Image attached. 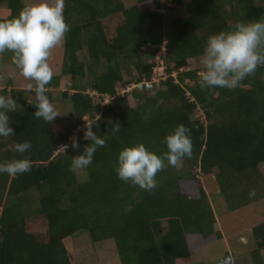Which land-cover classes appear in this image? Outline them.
<instances>
[{"label":"trees","instance_id":"16d2710c","mask_svg":"<svg viewBox=\"0 0 264 264\" xmlns=\"http://www.w3.org/2000/svg\"><path fill=\"white\" fill-rule=\"evenodd\" d=\"M167 2L185 13L166 20L161 10ZM24 4L7 0L0 20ZM64 16L70 31L47 95L52 99L51 88L62 81L71 85L62 95L74 104L73 128L57 136L53 122L34 117L33 92L13 82L0 88V95L17 102L8 113L15 135L0 137V163L32 162L23 174L0 173V264H79L74 237L85 233L93 244L111 241L121 264H196L194 253L223 237L202 177L215 176L226 191L245 171L261 176L264 163V67L233 89H201L199 59L210 35L236 21L264 18V0H65ZM159 55L168 76L155 84ZM149 82L153 88H138ZM109 94L111 102L102 104ZM86 122L107 136V144L79 174L70 171L71 160L91 141L80 130V147L73 149L70 137ZM113 123L121 125L115 136ZM178 124L191 129L192 156L179 168L165 162L154 191L117 177L114 163L125 145L142 141L160 154ZM26 140L32 148L16 152L15 143ZM250 202L233 201L231 208ZM248 237L250 259L236 263L264 264V221Z\"/></svg>","mask_w":264,"mask_h":264},{"label":"clouds","instance_id":"9594fccd","mask_svg":"<svg viewBox=\"0 0 264 264\" xmlns=\"http://www.w3.org/2000/svg\"><path fill=\"white\" fill-rule=\"evenodd\" d=\"M65 0H29L18 14L0 20V56L12 53V59L21 75L29 81L26 91L34 93V117L51 124L60 115L47 95L48 85L54 77L49 63L52 50L60 45L70 31L64 16ZM199 83L201 89H233L264 67V18L230 23L226 30L208 37L199 59ZM173 73H176L174 71ZM175 74V75H176ZM173 75V76H175ZM34 82V83H33ZM17 110V102L0 95V137L15 135L10 127L9 112ZM100 117L97 118L99 120ZM121 125L113 123L109 132L115 136ZM84 139L91 141L84 146L82 154L74 155L70 171L87 168L92 163L98 147H106L107 136L93 131V124L86 122ZM71 147L79 149L75 135L70 137ZM167 150L157 154L142 141L125 145L118 153L114 170L117 177L134 186L152 192L158 187L157 175L167 166L179 168L185 158H191L193 142L191 129L178 124L164 138ZM15 151L23 154L32 148L30 141L17 142ZM69 145H63L65 151ZM27 157L0 163V173L11 176L31 170ZM256 195L249 191V198Z\"/></svg>","mask_w":264,"mask_h":264},{"label":"rangeland","instance_id":"374dc122","mask_svg":"<svg viewBox=\"0 0 264 264\" xmlns=\"http://www.w3.org/2000/svg\"><path fill=\"white\" fill-rule=\"evenodd\" d=\"M24 3L29 0H23ZM185 4L188 0H184ZM130 3H135V0H130ZM7 6V0H0V10ZM170 3L165 4V8L161 10L165 19L182 16L185 11L183 7L170 9ZM63 42L52 50L49 58L54 75L58 74L61 70L63 62ZM10 52H6L0 56V88H9L13 85L18 89H26L29 81L21 75L20 70L13 62ZM80 58H83L80 55ZM157 66L154 70L153 82L160 84L168 76L166 71V63L159 55L157 57ZM89 77L80 79L82 83L89 80ZM34 83V82H33ZM150 83V82H149ZM152 84V82H151ZM65 81L60 83L59 87H53L52 96L50 99L60 115L53 121L55 134L58 136L66 132L68 128L72 129L76 119V111L74 104L70 99L63 98L62 92L69 90ZM133 85L130 86L132 88ZM74 91L71 90V93ZM86 92L95 94L97 91L88 88ZM50 98V97H49ZM108 103L111 102V100ZM88 115L85 116V119ZM86 123L79 124L72 132L76 135L78 131L84 132ZM72 127V128H71ZM63 145H61L62 147ZM259 171L261 176L258 175L257 170H249L241 174V181L235 188L222 191L219 184L215 180V176L202 177L204 188L210 195V202L217 216V220L223 231V237L206 247L194 253L196 264H216L223 257L230 256L232 258L231 264L239 263L238 260L243 257V262L249 261L250 251L246 250L245 243L248 242L251 229L264 221V163L260 164ZM82 174V169L78 170ZM249 172V174L247 173ZM263 174V175H262ZM255 189L256 195L249 198V191ZM233 195V196H232ZM251 200L247 205L240 206L232 209L231 205L234 202H245ZM108 241L104 244H93L89 234H78L74 237L75 253L79 264H121L120 256L116 249ZM237 251H239L237 253ZM244 251V252H243ZM242 253V254H241ZM262 257L264 259V248L262 249ZM246 259V260H245ZM235 262V263H234ZM237 262V263H236Z\"/></svg>","mask_w":264,"mask_h":264},{"label":"water","instance_id":"95a60500","mask_svg":"<svg viewBox=\"0 0 264 264\" xmlns=\"http://www.w3.org/2000/svg\"><path fill=\"white\" fill-rule=\"evenodd\" d=\"M153 84L151 83H141L138 85V88L141 91H145L146 89H150L153 88ZM232 263V258L229 256L223 257L219 260V262H217L216 264H231Z\"/></svg>","mask_w":264,"mask_h":264},{"label":"built area","instance_id":"2783aa9c","mask_svg":"<svg viewBox=\"0 0 264 264\" xmlns=\"http://www.w3.org/2000/svg\"><path fill=\"white\" fill-rule=\"evenodd\" d=\"M176 73H173L172 75H175ZM112 100V96L109 94V95H105L104 96V100L102 101V104H107L109 101L107 100Z\"/></svg>","mask_w":264,"mask_h":264}]
</instances>
